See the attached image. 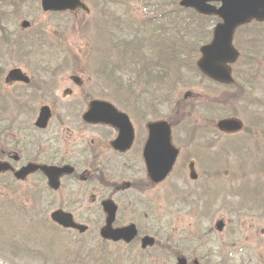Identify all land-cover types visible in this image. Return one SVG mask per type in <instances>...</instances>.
<instances>
[{"label": "rangeland", "instance_id": "1", "mask_svg": "<svg viewBox=\"0 0 264 264\" xmlns=\"http://www.w3.org/2000/svg\"><path fill=\"white\" fill-rule=\"evenodd\" d=\"M82 1L88 7L89 13L83 11L64 15L44 13L40 8L39 0H29L25 5H15L17 11L13 18L8 21V28L13 32H19V23L22 20H28L31 23L30 29L27 30L29 32L44 28L50 43L55 44L54 48L46 50L48 52L44 55L46 59L52 58L51 55L56 54L54 61L59 62L57 56L60 59L63 57L60 53L62 50L59 49V46L62 45V48L72 49L73 53L83 57L88 47L100 48L98 39L94 38L95 30L92 29L88 33L82 29L74 31L70 29L69 25L73 18L81 21L82 24H93L96 18L103 17V12L101 13V9L93 0ZM164 1H170L166 10H171L177 0H151L148 6H142L136 1L129 2L130 17L139 21L146 16L154 15L158 10L156 5ZM15 6L12 5L8 9L13 10ZM110 11H117L121 15L123 8L114 7ZM170 16L175 17L174 14H170ZM182 17H186V13H182ZM163 22V19L159 20L160 24L169 25V22ZM214 25L215 23L212 22L209 29H212ZM177 29L183 31L181 26ZM197 58L198 55L195 60ZM30 65L21 59L12 58L8 60L2 82L6 72L14 67H20L30 75ZM263 71L260 70V77L257 80L254 79L257 85L259 78L260 82L264 84ZM89 74L88 71L86 75ZM69 75L70 72L67 70L60 77L65 79ZM126 78L129 79L127 76ZM197 82L199 83V81ZM10 90L3 89L5 94H14V90ZM189 90L188 88H180L178 94L182 96ZM199 90L202 91L201 88H198ZM259 96H264L263 87L260 88ZM50 102L49 99L38 101L31 125L37 117L38 108L42 105H51ZM231 103L227 106L222 105V110L225 108L237 110L244 107V101L232 100ZM55 113L61 115L59 109ZM239 114L240 117L238 118L246 125L243 114ZM221 115L227 117L228 114L225 112V115L224 113ZM218 119L220 118H216L214 122ZM55 124L53 118L48 128L50 133L54 132ZM182 133L183 130L179 127L175 131L173 130L172 143L178 148L184 145V149L187 150ZM255 137L257 142L252 144L253 148L250 147L249 155L242 162L237 161V151L233 150L232 146L225 147L223 145L222 169L219 165V168L213 170V172L220 171L218 175H207L210 174L206 171L207 167L196 164L199 179L195 183L189 181L188 163L184 159V152L181 151L179 159L166 180L153 190L137 192V194L116 193L117 196L114 200H116L120 212L117 215L118 223L129 224L132 222L139 226L144 234L153 236L160 244H178V256L187 259L188 264H191L194 259L203 264L199 259V253H204L205 250L197 251V254L193 255L190 249L183 244V241L191 238L193 241L202 239L208 228L211 231L207 233V237L203 241L214 247L216 257L210 261H205L204 264H264V137L258 133L255 134ZM214 140L225 143L227 139L217 137ZM25 161L23 159L22 163ZM116 170L120 175V178L117 176L119 185L135 178L145 180L143 168L142 173L136 167L133 171L122 168ZM208 170L210 171V169ZM83 171L84 168L79 169V174ZM75 181L76 178L71 179V181H61L60 189L51 197L46 191L42 192L45 187L43 183H35L38 186H44L40 193H38L37 188H30L25 184L20 187L9 184L6 187L0 183V264H104L113 255L125 256L126 253H130V259L134 260L140 257L139 244L130 249L124 248V246H101L100 248L106 249L109 253H107L108 256L104 257H99V254L97 256V253L89 256L80 246L85 244L97 248L98 240H100L98 233L104 223V215L101 211H98L96 216L90 215V212L94 209L98 210L100 201L103 200L108 191L100 187L86 188L81 182ZM6 182L11 183V180L7 179ZM206 184L214 192H218L214 197L210 196L207 199V203L210 204V211L204 213V216L205 198L198 203L191 201L192 206L180 212L178 209L183 208V206L178 209L170 206L172 201H176L175 196L170 200L165 199L171 195L170 191L174 186L192 190L196 196H199L201 192H198V189ZM99 189L101 193H99ZM100 194H103V197H100ZM51 204L53 205L51 206ZM130 204L134 206L132 211V208L129 207ZM60 206L65 211L72 213L75 221L88 225L89 231L79 235L74 231H62L53 227L54 225L49 220V214L53 210L61 208ZM218 219L225 223L221 232L214 228ZM195 223L196 225H194ZM200 223H202L201 227L199 226ZM189 231H192L193 234L188 236ZM24 246H29L32 252L44 253L45 259L34 260L19 252L18 255H13L18 247H23L22 250L25 251ZM153 254L155 253H150V255ZM156 260L157 264H177L176 258L168 260L158 257Z\"/></svg>", "mask_w": 264, "mask_h": 264}, {"label": "flooded vegetation", "instance_id": "2", "mask_svg": "<svg viewBox=\"0 0 264 264\" xmlns=\"http://www.w3.org/2000/svg\"><path fill=\"white\" fill-rule=\"evenodd\" d=\"M171 43L172 40L168 39V45L166 47L162 46L163 54L167 53L168 56H171L170 51L173 49L170 46ZM108 49L109 47L105 46L103 50L107 51ZM104 58H108V55H104ZM97 65L99 66L100 64ZM84 67V63L73 62L71 63V69L75 73L71 72L65 79H62L60 77L62 74H60L56 78H34L32 84L15 83L7 85L11 89L14 86L16 89L24 90V95L31 99H49L51 101V105H48L52 113L51 120L54 118L56 124L52 133L48 131L49 125L43 130L29 126L20 128L19 133L10 132L7 148L5 151L1 150L4 160L10 163L14 171L25 164L55 166L59 168L69 166L73 169L70 173L59 175L58 187L55 189L48 185L47 177L40 171L29 174L23 180H16L14 172H9L13 185L20 187L25 184L30 186V188H37L38 193H40L44 186H38L35 183H43L45 187L42 189V192L46 191L51 197V195H55L60 189L61 181H71V179L76 178V181L81 182L86 188H104L108 193L105 197H103V194H100V197L112 200L116 198V193L119 192L137 194V192L153 190L158 184L150 181L148 178L144 158L145 145L149 138L148 127L151 123L166 122L170 126L172 143L173 128L170 122L174 116L173 82L169 80L168 83H162L159 86L157 81L161 79L154 78L151 86L141 88L139 91L132 93L126 91L125 86L114 85L110 81L95 82L93 77L85 78L84 74L80 71ZM234 87L236 94H241L244 91V87L239 83H235ZM209 89L216 90L217 88ZM205 98L208 100L214 97L206 94ZM238 99H243V97ZM94 100L111 103L120 113L128 117L130 125H128L124 117L117 116L114 117L113 125H91L84 122L83 115L87 110L88 104ZM213 104L212 112L222 110L221 100L214 99ZM185 107L190 111L193 103L187 102ZM53 109L54 111L52 112ZM57 109L61 111V115L55 113ZM105 112L110 113V110L106 109L104 110ZM189 116L191 117V115L185 114L182 122L189 120ZM262 122L264 124V118ZM115 123H120L123 126L124 131L121 134ZM185 126L190 128L188 125ZM118 138H120V148L116 149L113 147V143ZM198 139H202V141L184 142L187 150L184 149V145L177 148L179 153L176 162L181 155V151L184 152V159L188 163L187 166L192 167L190 170L195 179L191 181L194 183L199 179L196 164L204 167L221 162L220 152L216 151L217 149H215V152L212 150L216 145V141L207 142L205 135H202ZM23 159L26 161L22 163ZM134 167L140 173H142L143 168L145 180L135 178L130 182L119 185L117 178H120V175L116 169L122 168L123 170L133 171ZM81 168H84V171L79 174V169ZM202 191L205 194L207 193L206 185L204 187L202 185L198 189V192ZM99 193H101L100 189ZM101 201L99 211L102 212ZM114 201L116 202V200ZM129 207L132 208L131 211L134 210L132 204ZM118 213H120L119 206L114 227L125 226V223H118ZM136 228L138 236L132 243L125 244L124 246L137 245V243H140L141 236L147 235V233L144 234L139 226L136 225ZM121 244L124 243L121 242ZM149 249L153 248H147L142 251Z\"/></svg>", "mask_w": 264, "mask_h": 264}, {"label": "water", "instance_id": "3", "mask_svg": "<svg viewBox=\"0 0 264 264\" xmlns=\"http://www.w3.org/2000/svg\"><path fill=\"white\" fill-rule=\"evenodd\" d=\"M208 2H220L221 7L216 9L208 4ZM42 10L45 12H63V11H75L82 9L88 11L86 6L80 0H40ZM181 6L194 8L196 11L202 14H215L219 16L223 23L218 24L213 31V39L207 46L201 48V59L197 62V66L200 71L207 76L213 78L222 83L231 82L230 69L227 66L228 62H233L237 53L231 45L233 30L244 23H248L252 19L258 21H264V0H182ZM28 23L24 21L22 27L26 28ZM15 81H22L27 83L28 78L24 76L19 70L15 69L9 72L6 77V82L11 83ZM102 105L110 109V113H99ZM93 110L100 114V117L96 115H90L91 118L96 120H105L106 123L110 122L114 124V117H124V115L116 112V110L105 103L94 102L90 105V110ZM49 112L47 108L40 110L39 117L36 122V126L44 128L49 119ZM122 133L123 126L119 123H115ZM218 128L222 131L233 132L240 128V124L233 120H223L218 123ZM150 137L145 147V159L146 168L149 177L155 181H161L169 171L172 163L176 157V150H174L169 143V129L165 123H156L149 125ZM119 143V142H118ZM115 148H119V145ZM40 169L49 178L50 185L53 188H57L58 183L56 181L59 174L62 172H72L69 168L57 169L40 167L35 165H29L23 167L18 173L17 178H23L25 175ZM9 170V166L5 163H0V172ZM191 177L193 174L191 173ZM104 211L107 214L106 226L101 230L100 235L104 239H110L112 241L124 240L129 243L136 236V229L133 225L113 230L111 224L114 221L116 206L111 201L103 202ZM51 219L63 226L76 228L79 232H84L86 228L75 224L72 221V216L62 211H56L51 214ZM218 230H222L223 222L219 221L216 224ZM154 240L149 237L142 239V247L152 246ZM178 264H185L183 259H178Z\"/></svg>", "mask_w": 264, "mask_h": 264}, {"label": "trees", "instance_id": "4", "mask_svg": "<svg viewBox=\"0 0 264 264\" xmlns=\"http://www.w3.org/2000/svg\"><path fill=\"white\" fill-rule=\"evenodd\" d=\"M127 0H95V3L98 7L101 9V13L103 17L99 18V21L97 22L96 27L94 28L96 30V35L100 38L105 37L106 35H109V40L111 41L110 46L119 45L118 47H129L130 49L127 51V53L123 54L121 52V49L117 47V49H113L109 56L112 58V56H126L127 59H125V63L127 64H133L136 63V60L140 58V55L142 54V50H145V48H149L150 45H153L151 39L147 38V36L153 34V32L156 31V28H152L151 31H148L146 34L142 35L141 28H144L146 26H149L153 22V20H143L140 23H138V27H136V24L131 22L127 19L125 21L121 19L120 17H126L129 14V9L126 6ZM102 6V7H101ZM114 7H122L123 14L120 17H111L112 15H118L119 12H111L110 10ZM181 10L177 9L175 6L174 13L179 14ZM110 16L111 18L109 19ZM196 18V29L194 27H189V25L185 27L184 32H186L189 37H198L197 40H200L201 38H205V40H208L210 37V33L206 30L202 29L206 24H203L205 22V18L197 16ZM183 21V20H181ZM192 25L194 24V20H192ZM154 23V22H153ZM178 23L179 25L184 24ZM75 26L73 25V28ZM246 31L251 36L247 39L248 47L250 50H253L251 52V64L250 68L251 70H257L259 69L257 60L261 56V54L264 55L261 51H258L257 47L264 44V28L261 25H255V30L258 32H255V35L252 36V30L250 27H246ZM158 30L160 28L158 27ZM254 32V31H253ZM38 33H28L23 36L21 35H9L4 28H0V60H3L4 56H12V55H23V58L27 55L30 59L32 56L38 54L36 53L35 48H42L46 45V41H41L37 37ZM150 37V36H149ZM126 40V41H125ZM173 46L174 51H172V56L166 55L164 57L163 64H162V70L158 71L156 74L154 73L153 69L150 67V63L145 60L144 65L142 66L146 74L151 78H159L160 81H157L158 85L160 86L162 83H168L169 80H171L173 83L175 81H179V77L182 81L188 80V77L185 75L180 74V64L184 61V52L183 50L180 51L175 49L177 47L186 49L189 46V43L187 39L183 38V35L181 37H178V35L174 36L173 38ZM44 43V44H43ZM34 52V53H33ZM42 56V55H40ZM160 56V51H159ZM163 57V53L161 54V60ZM183 57V58H182ZM75 59H77L75 57ZM160 59V57H159ZM264 59V56H263ZM123 60V59H122ZM124 61V60H123ZM155 66H159V62H156L154 64ZM119 68H122L123 66L118 65ZM125 69L127 68V65L124 66ZM106 74L103 76L104 80L110 81L112 84L117 85L118 80L114 77L115 76V69L114 71L112 69L105 68ZM142 71V70H141ZM163 78V79H162ZM173 85V84H172ZM184 107L180 105V103L175 104L174 108V116L171 123L173 125L176 124L177 119L183 120L182 111ZM198 109L197 108H191L189 113L187 115H191L192 112L196 113ZM190 117V116H189ZM192 125V127L197 126L198 122L194 119L189 118V120L184 121L187 125ZM188 125V126H189ZM185 126V125H184ZM251 126L255 129L259 125L256 123L251 124ZM263 126V125H262ZM243 152V151H242Z\"/></svg>", "mask_w": 264, "mask_h": 264}]
</instances>
